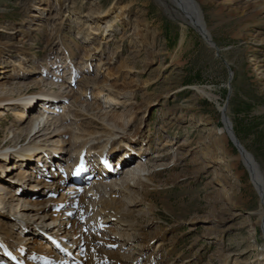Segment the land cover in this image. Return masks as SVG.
I'll return each mask as SVG.
<instances>
[{
	"label": "rangeland",
	"instance_id": "rangeland-1",
	"mask_svg": "<svg viewBox=\"0 0 264 264\" xmlns=\"http://www.w3.org/2000/svg\"><path fill=\"white\" fill-rule=\"evenodd\" d=\"M128 1L129 25L118 26L112 41L102 43L105 23ZM256 1L203 2L212 41L171 0L113 4L112 13L93 24L100 34L90 45L102 51L85 60L90 7L97 2L106 11L113 0H66L64 20H58L59 7L50 0H0V94L8 84L5 92L31 95L34 108L20 129L29 133L31 121L45 115L48 130L37 135L35 144L64 156L50 170L54 177L40 176V182L27 184L8 177L14 188L6 186L5 192L0 187L3 199L9 194L20 200L18 208H0V235L16 257L0 264H85L80 255L87 264L98 255L108 264H260L261 197L244 162L237 161L236 144L229 139L220 150L210 139L225 128L227 110L233 133L264 178V13L242 17ZM138 25L149 30L146 45L136 42ZM101 61H111L102 74L110 71L114 83L132 91L126 99L117 98L113 108L100 106L99 99L103 103L106 98L95 90L103 80L96 79ZM17 111L0 109V146L18 127ZM68 114L71 119L64 122ZM69 125L89 134L112 131L117 147L130 145L124 162L108 167L103 180L88 173L74 181L63 178V167L76 151ZM136 132L140 141L133 142ZM139 165L152 182L136 173L131 177L137 187L125 190L127 174ZM225 179L235 185L232 191L229 186L224 190ZM95 180L99 198L84 190ZM20 189L36 195L22 196ZM227 191L231 203L224 199ZM107 194L115 195L119 213L134 223L132 229L109 234L86 228V221L103 216ZM27 202L42 205L32 212L21 210ZM20 214L27 216L26 226L16 221ZM106 223L113 228L111 220ZM125 240L130 244L122 246Z\"/></svg>",
	"mask_w": 264,
	"mask_h": 264
},
{
	"label": "bare ground",
	"instance_id": "bare-ground-1",
	"mask_svg": "<svg viewBox=\"0 0 264 264\" xmlns=\"http://www.w3.org/2000/svg\"><path fill=\"white\" fill-rule=\"evenodd\" d=\"M122 1H126V0H116V1L113 0V2L110 4V7L106 11L103 10L102 7L97 2L92 3L89 13L86 16L87 21H85L86 23L84 26V30H85L84 35L86 37L85 44L89 45V48L86 51V55L84 56L85 60L89 59L91 56L99 54L102 51L101 49L102 47L90 45L91 41L95 39L94 36H98L100 34L94 31L93 24H95L98 21H101L105 17H108L112 13L111 11H112L113 4L115 5ZM171 1L174 4H176L180 8V10L184 11L185 16H186L185 19L188 22H190L195 28H197L203 36L208 38L209 41H212L213 37L211 36L212 34H210L211 31H209V28L206 24V21H205L203 12H202V8H201V4L205 2L206 0H171ZM50 2L51 4L56 3V5L59 7V11L57 12L58 20H64L66 16V10L68 9L66 0H50ZM131 6H132V3L128 1V3L120 7L119 12L116 13L114 17L110 18L105 23L103 34H102V39H101L102 43L104 41L108 43L112 41L111 39L112 32H114V30L118 26L125 25V24L126 26L129 25L128 24L129 21H127V19L131 11ZM263 13H264V0H257L256 2L249 3L247 9L243 11L242 17L257 16ZM148 33H149V30L146 26L138 25L135 30L137 44L146 45L147 39H148ZM110 63L111 61H107V62L101 61L99 65L100 71L99 72L97 71L98 73L96 76V79L98 77H101V78L103 77V80L101 82L99 81L98 83L95 84V90L97 91V94L100 97L105 96L106 100H104L103 103H101V100L99 99L100 106L105 105L104 108L106 107L113 108L114 104L119 103L117 102L118 101L117 98L126 99L132 95L131 89L127 90L125 88H121L116 83L113 82V79H114L113 73H111L110 71L108 72L107 70L106 74H102V72L105 70L104 68H107ZM8 87H9L8 84L2 85L1 90L3 92L2 94H0V109L6 107V110L8 111L15 110V109H18L20 111L15 112V115L17 118L16 122L18 123L17 125L18 127H16V129L11 130L13 136L10 137V139L12 138L14 141L12 142L11 141L12 139L7 140L9 137L5 138L1 142V146H0V187L5 192L8 191V189H6V186L7 188L9 187L14 188L15 186V185L10 186V180L8 177L15 178V179L18 178L20 182H23L26 184L28 182L38 183L40 182V180H38L40 176L46 177L48 175H52L54 177L55 173L50 174V170L52 169V167L56 168V165H57L55 163L56 161L64 162L63 160L64 156L56 153L58 152L57 150H54V149L51 150V149H48L47 146L35 144V141L38 139L37 135H39L41 132L45 130H48L49 122L46 120V118H44L45 115L38 116L31 121L29 125V129H30L29 133L26 132V130L24 129H20L22 124L27 120L26 112H29V110H32L34 108L31 104L34 103L35 100L34 101L29 100L31 98V95H28L25 93H19L16 95L14 94V92H5V90H8L7 89ZM101 99H103V97ZM127 105H129V103ZM50 109H52V107H50ZM50 109H47V111H50ZM132 112L133 110L131 111V113ZM100 114L103 117L109 116V114H107V112L105 111H101ZM0 115L3 116L4 114L0 113ZM69 116H70L69 114L64 116L63 121L68 122L71 119ZM132 116L133 117L130 120V122L134 120L135 115L133 114ZM224 119H225V128L219 131L220 134H216L217 137L210 138L212 141V145L217 146L221 150L225 148L226 143L230 139L240 149L239 150L240 156L237 158V161L241 160L242 162H244V165L246 166V169L251 176V182L255 190L258 192V194L261 197L262 206H263L262 208L263 210L261 212V218H262L261 225L264 227V178H263L261 169L258 163L256 162V160L254 159L253 155L249 153V151H247L245 147H243L241 143L237 140V137L233 133V130H232L233 126L228 117L227 110L225 111ZM130 122L128 123V125L130 124ZM73 130L74 132L73 133L71 132V138L73 141V145H75L74 148L76 149V151H75V158L73 160H67V166L63 167L64 168L63 174H65V176L67 177V178L66 177H63V178H65L66 180L70 179L74 181L75 179H78L79 175H82L84 173H88L90 175H93L94 177L99 178L100 180H103L105 178L106 170L108 167L109 168L112 167L114 165V162L116 161L119 163L124 162L122 158L126 156L125 155L127 154L126 152H129L127 148H129L130 145L128 143H125V147H119V146L117 147L115 145V135L112 133V131H108L109 129H105L106 130L105 133L97 135V134H89V133L75 131L76 128L72 129V127H70L69 125L68 131H73ZM135 134H136L134 138L135 140H133V142L140 141L138 132H136ZM56 135L60 137L59 133H57ZM133 142H131V144ZM210 152L207 153L206 156L212 154ZM211 159H214V158L211 157ZM129 173L130 174H127V180L125 182L126 187H124L125 190L127 191H130L131 187H137L136 185L137 182L135 178L138 175L136 173H140L139 176L141 177L142 180L144 179L148 183L152 182L151 179H149L146 176L147 170L142 165H139L137 168L135 167V169H131ZM131 175H133L135 178L134 177L132 178ZM236 179L238 180V176ZM222 184L224 186V190H226L227 186L231 188V191H232V188H235L234 187L235 185L230 183L228 179H225L222 182ZM98 185L99 183H97L96 181L93 183L92 186L87 187V189H84V190L86 191V193H89L90 196H92L91 198H99V194L96 191V186ZM104 185L107 187V184H104ZM113 185L114 183H111V185L109 186L113 187ZM227 192L224 195L225 196L224 199L227 202H230V201L232 202V200L229 198L230 191H227ZM18 193H23L22 196L23 195L25 196L36 195V193L34 192L31 193L28 190L23 191L21 189L18 191ZM106 193H109V192L107 191ZM112 194H107V196L109 195L108 199L102 203L103 209H104L103 216H100V217L97 216L95 218H91V221L85 222V226L87 229L91 230L92 232L95 231L96 233L99 231H104L109 234H113L115 231L122 230L125 227H129L130 229L134 227V223L130 221V219L126 215L121 214L122 212L119 213L120 208L116 206L118 201L114 198L115 195L113 196ZM8 195L9 194L5 195L7 199H3L2 195L0 196V208L3 210H13L15 209V207L18 208L16 203L19 202L20 200L17 199L16 197L10 198L9 197L10 195L9 196ZM24 198L26 199L27 197H24ZM9 199L13 200L14 203H11L10 201H8ZM22 202L24 203L25 201H22ZM32 204L29 205L28 202L25 203V205L21 207V210L23 211L28 210L32 212L35 209L36 210L40 209L42 205V204L36 205L34 207ZM11 215L14 216V213H12ZM26 217L27 216H25L24 214H20L19 217L16 218V221L23 222V226H26V224H24V222L26 223L27 221ZM59 220H61L60 222L61 226H64L63 219L61 218ZM110 220L113 222V228L112 227L108 228V225L106 223V221H110ZM135 235H137L136 232H135ZM2 238L4 237L2 236L0 238V262L7 261L9 259L14 260V258H16L15 252H14L15 250L14 249H13L14 251L11 249L9 250L7 248L8 243L6 241H3ZM128 244H130V240L128 241L125 240L122 246H127ZM256 250L260 253V257H259L260 264H264V244L257 247ZM81 257L82 256L80 255L79 260L87 264L88 260H84L85 258L83 259ZM91 262L92 264H108L107 258H105L104 256H100V255L93 257Z\"/></svg>",
	"mask_w": 264,
	"mask_h": 264
}]
</instances>
